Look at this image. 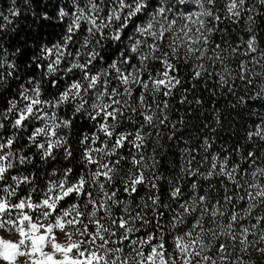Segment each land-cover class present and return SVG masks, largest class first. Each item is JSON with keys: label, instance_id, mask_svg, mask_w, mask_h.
I'll list each match as a JSON object with an SVG mask.
<instances>
[{"label": "clouds", "instance_id": "9594fccd", "mask_svg": "<svg viewBox=\"0 0 264 264\" xmlns=\"http://www.w3.org/2000/svg\"><path fill=\"white\" fill-rule=\"evenodd\" d=\"M258 185L264 0L0 4V242L27 254L18 264L33 248L149 264L153 247L150 264H183L193 242L208 264H264ZM244 229L256 235L241 245Z\"/></svg>", "mask_w": 264, "mask_h": 264}, {"label": "snow or ice", "instance_id": "6c2138e0", "mask_svg": "<svg viewBox=\"0 0 264 264\" xmlns=\"http://www.w3.org/2000/svg\"><path fill=\"white\" fill-rule=\"evenodd\" d=\"M92 7H95V5H92ZM186 10H187V6H186ZM161 11H163V9H161ZM117 15H119V13H117ZM172 24H175L176 21L172 20L171 21ZM79 27V25H77ZM153 25L152 22H148L145 25H143V31L147 32L149 29H152ZM157 35V33L155 31H152V36L155 37ZM167 38V33H165L164 31V26L160 25V40L163 41ZM150 47L155 50L156 49V44H151ZM146 58V57H144ZM202 67V66H201ZM169 68H171V64L169 63ZM165 77L170 75V72H165ZM196 75H199V73H196ZM142 79H145L144 77H142ZM168 81L167 79H162V80H157L155 81V83L158 84H166ZM146 86V85H145ZM143 97H141L142 99ZM149 119L151 117H148ZM111 134V133H109ZM139 179H143V176L141 175V177ZM257 187L260 188V191L257 193V195L259 196H264V185H258ZM252 196L251 194H249V199H251ZM262 222H264V218H261ZM24 218H20V223H23ZM121 224H124L125 222L123 220L120 221ZM233 225H229V227H232ZM244 234L241 236L240 239V243L241 245L246 244L248 241L252 240L253 237L256 235L255 233H249L248 229H244L243 230ZM191 234V233H189ZM224 234V233H222ZM179 239V237L177 238ZM231 239L236 240V236H231ZM154 240V236L152 238V244H156V242H153ZM15 242L13 241H3L0 242V259L4 260L7 262V264H18V262H23L26 258H27V254L26 255H20L18 254L16 251H13L11 248L5 247V245H11L14 244ZM203 243V242H201ZM264 246V239H262L260 241L259 244H257L256 249L260 250L261 247ZM18 247H22V246H18ZM221 250H224L223 246H220ZM249 247H251V245H249ZM159 251L158 247H153L151 250V253L148 254L149 255V264L152 260V257L154 255H156V253ZM36 252H39L40 255L39 257L36 256ZM246 252V250H245ZM245 252H242V257L246 258L245 256ZM29 253L32 256V259L30 260L29 264H67V260L70 258H65L64 260H61L59 258L56 257L55 253H51V254H45V252L41 249H30ZM147 254V253H145ZM195 254L196 257L198 259H201L204 261V264H208V261L210 260V257L207 256H203L201 253L196 252V246H195V242H193L192 245V249L191 251H185L182 253V261L183 264H188V261L191 259V256ZM253 253L251 252H246L247 256H251ZM143 255V254H142ZM162 255L164 256V260H162L161 264H167V253H162ZM74 264H83L82 261L76 260L74 261ZM141 264H144L143 261H141ZM212 264H214V261H212Z\"/></svg>", "mask_w": 264, "mask_h": 264}, {"label": "trees", "instance_id": "16d2710c", "mask_svg": "<svg viewBox=\"0 0 264 264\" xmlns=\"http://www.w3.org/2000/svg\"><path fill=\"white\" fill-rule=\"evenodd\" d=\"M4 2H5V0H0V4H4ZM84 26L86 27V25H84ZM216 42H217V43L220 42L218 38H217V41H216ZM132 62H134V61H132ZM157 63H158V66L162 68V62L159 61V62H157ZM182 71H183V69L181 68V66H180V65H177V67H176V69H175V72H182ZM169 72H170L171 74H174V73L172 72V70H169ZM188 79L190 80V77H189ZM209 83H211V82H209ZM200 84H201V87H203L204 82H203V81H200ZM191 86H192L191 83L186 84V87H187V88H191ZM191 98H192V97L190 96L189 99H191ZM201 98L203 99V97H201ZM226 104H227V101H226L223 97H221L220 100H216L215 98H213V99L208 103L207 107H216V108H220V109L223 111V108H224V106H225ZM222 119H224L223 115H222ZM250 122H251V121H250ZM257 122H258V121H257ZM223 135L226 137L227 135H229V133L225 132ZM221 142H223V141H221ZM244 167L247 168V165H244ZM137 191L140 192V191H141V188L138 187ZM141 194H142V193H141ZM124 195L126 196L127 193H125ZM233 199L235 200V197H233ZM165 215H167V213H165ZM152 223H153V224L156 223V219H155V218H153ZM152 231H153V234H154V240H153V242L155 243V242H157L156 239H155V237H156V235L158 234V232H157V230H155V229H153ZM138 235H145V233H144V231L142 230L141 233H139ZM125 243H127V242H125ZM165 247L167 248L168 245L166 244ZM170 250H171V249L169 248V251H170Z\"/></svg>", "mask_w": 264, "mask_h": 264}, {"label": "rangeland", "instance_id": "374dc122", "mask_svg": "<svg viewBox=\"0 0 264 264\" xmlns=\"http://www.w3.org/2000/svg\"><path fill=\"white\" fill-rule=\"evenodd\" d=\"M162 62V61H161ZM163 65V62H162ZM171 74V73H170ZM145 79L147 78L146 76L144 77ZM139 91H141V89H137V94L139 93Z\"/></svg>", "mask_w": 264, "mask_h": 264}]
</instances>
